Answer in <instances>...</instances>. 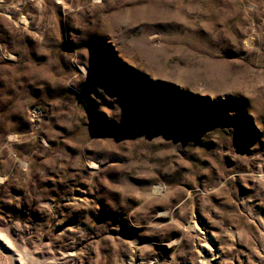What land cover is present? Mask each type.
Returning <instances> with one entry per match:
<instances>
[{
    "label": "rangeland",
    "instance_id": "rangeland-1",
    "mask_svg": "<svg viewBox=\"0 0 264 264\" xmlns=\"http://www.w3.org/2000/svg\"><path fill=\"white\" fill-rule=\"evenodd\" d=\"M0 264H264V0H0Z\"/></svg>",
    "mask_w": 264,
    "mask_h": 264
}]
</instances>
